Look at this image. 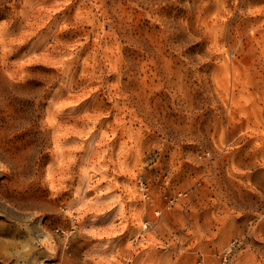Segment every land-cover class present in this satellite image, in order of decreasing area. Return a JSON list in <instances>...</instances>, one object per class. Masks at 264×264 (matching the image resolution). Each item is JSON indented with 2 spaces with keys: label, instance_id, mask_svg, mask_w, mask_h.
<instances>
[{
  "label": "rangeland",
  "instance_id": "1",
  "mask_svg": "<svg viewBox=\"0 0 264 264\" xmlns=\"http://www.w3.org/2000/svg\"><path fill=\"white\" fill-rule=\"evenodd\" d=\"M0 264H264V0H0Z\"/></svg>",
  "mask_w": 264,
  "mask_h": 264
},
{
  "label": "bare ground",
  "instance_id": "2",
  "mask_svg": "<svg viewBox=\"0 0 264 264\" xmlns=\"http://www.w3.org/2000/svg\"><path fill=\"white\" fill-rule=\"evenodd\" d=\"M9 199V198H8ZM27 226V225H26ZM26 245V244H25ZM8 254V253H7ZM21 257V256H20Z\"/></svg>",
  "mask_w": 264,
  "mask_h": 264
}]
</instances>
